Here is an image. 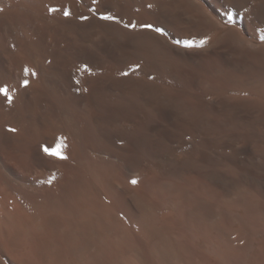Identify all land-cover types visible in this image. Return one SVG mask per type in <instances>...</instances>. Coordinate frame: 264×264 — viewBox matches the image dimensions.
I'll return each instance as SVG.
<instances>
[{
	"label": "bare ground",
	"instance_id": "obj_1",
	"mask_svg": "<svg viewBox=\"0 0 264 264\" xmlns=\"http://www.w3.org/2000/svg\"><path fill=\"white\" fill-rule=\"evenodd\" d=\"M0 88V264H264V0H0Z\"/></svg>",
	"mask_w": 264,
	"mask_h": 264
},
{
	"label": "snow or ice",
	"instance_id": "obj_2",
	"mask_svg": "<svg viewBox=\"0 0 264 264\" xmlns=\"http://www.w3.org/2000/svg\"><path fill=\"white\" fill-rule=\"evenodd\" d=\"M67 14V13H66ZM107 19H112L113 17H106ZM145 27H149V28H152L153 26L152 25H145ZM155 31L157 32H161L162 29L160 28H156ZM203 43V42H201ZM186 46H191L190 42H186ZM27 71V70H26ZM25 84H27V81H25ZM0 92H3L6 96L8 94V91H7V88H0ZM56 154H59V153H56ZM137 181L133 180L132 183L135 184Z\"/></svg>",
	"mask_w": 264,
	"mask_h": 264
}]
</instances>
